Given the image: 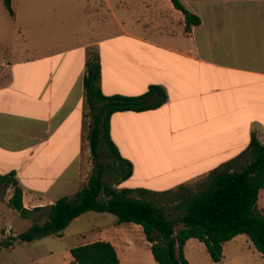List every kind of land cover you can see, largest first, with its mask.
I'll return each instance as SVG.
<instances>
[{
  "label": "crops",
  "instance_id": "0c3cea01",
  "mask_svg": "<svg viewBox=\"0 0 264 264\" xmlns=\"http://www.w3.org/2000/svg\"><path fill=\"white\" fill-rule=\"evenodd\" d=\"M79 1L87 35L73 45L67 36L48 37L0 61V174H13L25 209L87 182L83 78L92 51L105 95L138 96L150 85L166 95L157 108L110 115V138L131 163L116 188L193 183L240 153L251 134L264 144V0H179L199 18L190 28L170 0ZM5 190L0 200L16 211L8 205L13 189ZM25 218L33 223L31 213ZM241 235L223 244L220 263L195 238L185 241L184 256L189 264H242L239 253L227 256ZM96 240L111 243L121 264H157L138 224L115 218L77 245ZM70 248L63 264H73Z\"/></svg>",
  "mask_w": 264,
  "mask_h": 264
},
{
  "label": "trees",
  "instance_id": "16d2710c",
  "mask_svg": "<svg viewBox=\"0 0 264 264\" xmlns=\"http://www.w3.org/2000/svg\"><path fill=\"white\" fill-rule=\"evenodd\" d=\"M170 1L182 12L186 28L199 24L198 16L179 0ZM4 4L13 14L11 1L4 0ZM83 87L87 105L96 110L89 129L91 154L96 158L98 147L103 144L116 165L118 178L124 180L131 174V163L121 158L110 138L109 117L121 110L157 108L166 100L165 91L158 85H150L138 96L105 95L100 88V64L94 51L86 60ZM0 186L13 189L8 205L20 216L38 211L43 217L41 222L33 221L18 233L19 241L59 237L73 219L95 211L113 214L117 223L140 225L157 264H189L184 256V244L189 238L202 242L215 263L222 260L223 244L239 234H245L256 251L264 255V210L257 203L260 190H264V144L254 133L240 153L203 178L165 191L116 188L103 181L101 168H92L86 184L74 194L60 197L48 206L27 210L12 173L0 174ZM69 253L73 264H121L114 246L103 240L76 245Z\"/></svg>",
  "mask_w": 264,
  "mask_h": 264
},
{
  "label": "rangeland",
  "instance_id": "374dc122",
  "mask_svg": "<svg viewBox=\"0 0 264 264\" xmlns=\"http://www.w3.org/2000/svg\"><path fill=\"white\" fill-rule=\"evenodd\" d=\"M11 14L0 0V61L8 59L12 50H21L30 44H41L48 37L67 36L73 45L81 35L80 23L86 21L85 5L79 0H10ZM117 2H115L116 4ZM82 5V6H81ZM81 6V7H80ZM84 6V7H83ZM93 4L88 3V8ZM104 13V10H99ZM83 24V22H82ZM88 25V24H87ZM78 36V37H77ZM96 111V110H95ZM85 105L84 130L89 136V129L95 112ZM90 169L101 168L102 179L114 183L119 176L116 165L107 154L103 144L98 147V156L90 155ZM91 170L88 171L90 173ZM89 175V174H88ZM6 188L0 186V199ZM258 207L264 210V190L259 193ZM33 221L41 222L40 212H31ZM115 216L107 212L87 211L77 221L72 220L59 237L47 236L30 242L19 241L16 236L31 225V221L20 216L16 211H7L0 200V264H63L66 261V250L92 237L97 228H109ZM125 226V224H124ZM248 245L244 246V241ZM239 242H231L235 249L227 256L239 253L242 264H264V255L256 251L247 236L241 235ZM3 242L9 245L5 246ZM243 244V245H242ZM239 257V256H238Z\"/></svg>",
  "mask_w": 264,
  "mask_h": 264
}]
</instances>
